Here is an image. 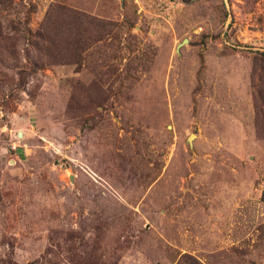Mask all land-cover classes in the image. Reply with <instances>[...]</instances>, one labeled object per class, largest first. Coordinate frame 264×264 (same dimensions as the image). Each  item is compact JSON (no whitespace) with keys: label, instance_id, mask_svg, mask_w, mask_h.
Wrapping results in <instances>:
<instances>
[{"label":"rangeland","instance_id":"1","mask_svg":"<svg viewBox=\"0 0 264 264\" xmlns=\"http://www.w3.org/2000/svg\"><path fill=\"white\" fill-rule=\"evenodd\" d=\"M0 264H264V0H0Z\"/></svg>","mask_w":264,"mask_h":264},{"label":"trees","instance_id":"2","mask_svg":"<svg viewBox=\"0 0 264 264\" xmlns=\"http://www.w3.org/2000/svg\"><path fill=\"white\" fill-rule=\"evenodd\" d=\"M17 152H18V155L22 158V156H23L22 151L21 150H17Z\"/></svg>","mask_w":264,"mask_h":264},{"label":"water","instance_id":"3","mask_svg":"<svg viewBox=\"0 0 264 264\" xmlns=\"http://www.w3.org/2000/svg\"><path fill=\"white\" fill-rule=\"evenodd\" d=\"M20 136V135H19ZM192 135L188 138V141L191 142Z\"/></svg>","mask_w":264,"mask_h":264}]
</instances>
